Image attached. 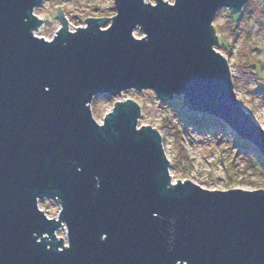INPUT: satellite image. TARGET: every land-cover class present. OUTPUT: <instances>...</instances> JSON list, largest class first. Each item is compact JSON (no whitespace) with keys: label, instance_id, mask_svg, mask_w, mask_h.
Returning a JSON list of instances; mask_svg holds the SVG:
<instances>
[{"label":"water","instance_id":"1","mask_svg":"<svg viewBox=\"0 0 264 264\" xmlns=\"http://www.w3.org/2000/svg\"><path fill=\"white\" fill-rule=\"evenodd\" d=\"M42 1L0 0V264H264V190L173 183L136 100L116 101L101 123L90 107L131 89L181 96L264 158V128L214 48L217 12L247 0H114L111 18L74 31L57 8L51 40L33 33L51 23L34 13ZM40 199L58 201L56 218Z\"/></svg>","mask_w":264,"mask_h":264},{"label":"rangeland","instance_id":"2","mask_svg":"<svg viewBox=\"0 0 264 264\" xmlns=\"http://www.w3.org/2000/svg\"><path fill=\"white\" fill-rule=\"evenodd\" d=\"M144 1L155 4V0ZM57 8L62 10L70 30L85 26L84 20L88 17L111 18L116 13L114 0H43L34 13L40 20L47 18L51 23L42 21L38 28L40 36L52 38L61 27ZM212 26L218 37L214 48L228 62L241 106L264 128V0H247L238 14L222 8ZM134 35L137 38L145 36L139 27ZM128 98L141 106L138 127L150 125L158 130L170 161L173 183L180 179L210 190H264V158L259 153L242 150L244 142L226 124V127L222 126L203 116L205 114H191L181 96H175L170 102L160 100L152 90L131 89L118 97L99 94L90 105L93 118L102 122L116 101ZM189 117L202 120L204 125L201 129L191 125ZM38 205L51 218L59 214L57 200L40 199ZM57 236L66 241L64 226L58 230Z\"/></svg>","mask_w":264,"mask_h":264},{"label":"trees","instance_id":"3","mask_svg":"<svg viewBox=\"0 0 264 264\" xmlns=\"http://www.w3.org/2000/svg\"><path fill=\"white\" fill-rule=\"evenodd\" d=\"M170 102H171V100H170ZM182 103H183V102H182ZM190 112H191V114H192V113H193V114L196 113V112H193V111H190ZM203 116H205V117H207V118H209V119H211V120H214V121L220 123L222 126H225V123H224V122H220V121H218V120H215L214 117H212V116H208V115H206V114L203 115ZM188 120H189V122L191 123V125L197 126V127L200 128V129H201V126L204 125L202 120H199V119L194 118V117H193V118L189 117ZM225 127H226V126H225ZM237 138H238V136H237ZM238 139H240V138H238ZM242 141H243L244 144H245V146L242 148V150H246V151H250V152H252V153L258 154V152L255 150V148L253 147V145H252L250 142H247V141H244V140H242ZM249 161H250V160H249ZM248 165H249L250 167H252L251 162H248Z\"/></svg>","mask_w":264,"mask_h":264},{"label":"built area","instance_id":"4","mask_svg":"<svg viewBox=\"0 0 264 264\" xmlns=\"http://www.w3.org/2000/svg\"><path fill=\"white\" fill-rule=\"evenodd\" d=\"M39 28V27H38ZM60 28H58L57 29V32H58V30H59ZM76 28H74V29H71V31H74ZM33 33H34V35H36V36H39V37H42V36H40L39 34H38V29H36V30H34L33 31ZM43 38L45 39V40H51L52 38H47V37H45V36H43ZM118 101H122V100H118ZM101 123V122H100ZM45 212V211H44ZM45 214L49 217V218H51L46 212H45ZM56 218V217H55ZM65 227V226H64ZM60 229H62V227L60 228ZM59 229V230H60ZM58 232V231H57ZM57 232H56V235H57ZM58 237V236H57ZM65 245H67V241H65Z\"/></svg>","mask_w":264,"mask_h":264}]
</instances>
